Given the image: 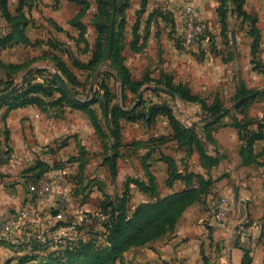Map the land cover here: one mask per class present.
Segmentation results:
<instances>
[{"label":"crops","instance_id":"crops-1","mask_svg":"<svg viewBox=\"0 0 264 264\" xmlns=\"http://www.w3.org/2000/svg\"><path fill=\"white\" fill-rule=\"evenodd\" d=\"M160 37L154 32L148 36L141 35V41H145V45L139 53L145 55V47L151 48L152 43H158L159 47L151 67L145 61L142 63L140 71L145 73L143 77L137 78L131 74L134 80H146L140 88L142 92V87L148 84L163 87L162 84H156V81L168 76L174 83L182 84L205 102L208 100L201 95L202 91L213 84H220L224 93L229 92L235 100L241 89H252V70L264 78V43L254 57L255 63L249 61L242 64L240 69L238 61L234 64L235 70L230 72L228 65L239 58L237 54L230 60L221 61L223 59L220 58V53L217 61V57H213L209 51L201 63L190 51L175 52L165 41L162 46L159 44ZM235 42L233 40L234 47ZM246 60L248 61V55ZM126 66L130 71L129 66ZM258 75L255 76L259 77ZM117 82L120 84L118 77ZM151 87L146 88L152 89ZM255 90H264V81ZM152 94L169 95L162 91ZM146 100V105L161 103ZM79 112L82 118L70 126L71 133H66L64 125H56L53 121L55 117L37 106L18 107L5 116V109L0 110V219L12 214L19 215L22 211L28 214L23 224L18 222L11 239L0 240V264H8L11 258L13 264L16 261L13 256L28 253L29 250L24 249V243L30 237L44 239L46 236L56 238L62 234L76 235L72 226L50 229L56 222L54 215L49 211H42L53 205L52 201L55 197L57 199V195L39 198L41 202L37 204L33 199L37 196L29 191L32 181L30 173L26 171L39 162L52 167V163L64 159H72L77 167L87 166L83 156L89 152L88 156H94V151H90L86 137L94 138L109 153L110 140H103L89 116L83 111ZM48 118L50 121H47ZM232 120L212 131L211 142H205L199 128L195 127L196 133L205 142L208 155L217 159V163L210 167L203 164L192 146L178 144L166 117L158 115L150 124L142 119L120 121L115 178H119L124 189L127 186L133 207L154 200L157 196L163 197L187 187H197V178L188 179L189 174L212 181L207 194L182 212L171 232L144 246L136 247L132 253H126V261L131 264H264V179L261 176L264 164L241 165L239 152L242 141L237 128L231 125ZM157 123L162 126L156 125ZM130 125L142 128L135 127V130L130 131L127 127ZM208 145L211 146L210 149ZM263 145V142H257L255 150L259 151ZM168 148H172V152ZM164 157L172 159L171 169ZM258 160L264 161V156ZM101 164L104 167L107 163L103 159ZM65 172L61 169L50 170L44 176H58ZM78 172L80 174V170ZM172 173L179 176H172ZM89 179L94 183L104 180L100 174H93ZM138 182L144 185L152 182L157 196L145 192ZM222 194L232 195L234 205L226 220L222 224H216L212 219V210L218 196ZM41 258L42 255L25 264H40Z\"/></svg>","mask_w":264,"mask_h":264},{"label":"rangeland","instance_id":"rangeland-1","mask_svg":"<svg viewBox=\"0 0 264 264\" xmlns=\"http://www.w3.org/2000/svg\"><path fill=\"white\" fill-rule=\"evenodd\" d=\"M105 1L110 2L104 5ZM124 1H126V4H124ZM186 3L196 5L205 30L204 35L189 48H183L179 43L181 9ZM104 11L107 13L106 18L102 15ZM120 11H122L125 21L120 39L125 49V62L129 66L131 74L137 78L145 75L144 72L140 71L144 61L148 63V67H151L152 63L155 62V53L159 48L158 43H152L151 48L145 47V55L139 53L142 50V44L145 45V41L140 40L141 35L148 36V34L152 35L154 32L157 36H161L159 44L163 46L166 43L175 52L190 51L198 62L203 61L206 52L209 51L213 57H217V61H219L218 55L220 53V58L223 59L221 61L230 60L237 54L239 58L234 59L232 65H228L230 72L235 70L234 64L238 61L240 69H242V64L245 65L249 61L251 63L249 53L252 39L248 32L254 20L255 26L261 34L258 51L261 49V44L264 43V0H0V94L10 90L16 83H20L14 92L15 94L21 89L27 78L32 83L41 81V74H31L34 70H46L53 76L52 73L57 72L53 58L57 57L68 65L81 82V85L75 86L77 98L87 99V95L95 87V84L102 80L109 85L111 91L116 95L112 103H117L122 107L125 106V108H133L140 100L137 101V94L140 90L136 94L125 90L123 94L120 84L115 79L117 74L109 68V62L98 64L92 70L74 68L70 64L71 59H78L83 63L90 59V52L96 37L94 23L96 21L111 23L116 31ZM164 12L169 14H162ZM77 22L83 26V34L88 42L86 49H84V40L79 35ZM134 25L137 27L135 33L139 38L135 42V46L130 49ZM233 40H236L235 47L232 46L234 44ZM247 55L248 61L246 60ZM27 71L31 75L28 74L22 82V75ZM252 72L253 87L248 89L247 93L253 92L264 81V78L259 76L256 71L252 70ZM256 74L259 77L255 76ZM98 76L99 78H97ZM58 86L60 87L59 83ZM151 86V84H148L142 87L144 88L142 95L145 99L152 102L166 101L185 125L191 126L196 123L198 128L201 127V115L198 105L187 103L176 95L175 97L154 95L147 91L146 87ZM122 95L125 96L124 100H122ZM201 95L206 97L208 104L214 98V100H219L223 107L229 108L227 112L224 111L227 116L221 120L220 125L224 122H230L236 116L237 119L239 116L245 119H257L264 110V92L256 95L239 109L237 107L231 108V105L237 100H233L229 92L224 93V88H221L220 84L206 87ZM59 96L58 92H53L54 99ZM6 108L5 104H0L1 111ZM45 111L48 112V115L55 117L53 121L56 125L62 124L65 126L66 133H71L70 126L76 120L80 121L82 118V114L79 112L81 110L72 108L69 104L49 105ZM249 114L255 116H249ZM47 121H50V119L48 118ZM156 125L162 126L161 123ZM127 127L130 131L135 130V127L142 128L134 125ZM86 138H88L90 151H94V156H88L90 152L83 156L84 160L87 161V166L77 167L72 161L69 162V159L51 164V170L61 169L66 171L65 175L69 176L67 179L70 180V184L64 185L67 189V199L58 197L56 199L55 197L52 201L53 205L51 204L49 208L48 206L43 208L42 212L49 211L52 213V211L58 210L62 214L61 220L69 223L72 227L83 220L89 224L91 219L88 218L87 213H94L92 216L96 217V222L94 220L93 222L95 226L97 225L99 239L102 244L105 239L104 225L107 218H103L105 216L101 211L104 208L106 198H110L111 205L112 203L117 205L124 187L118 177L115 178V176L110 175L108 164L102 167L101 162L108 155L107 149H103L94 138ZM208 148L210 149L211 146L208 145ZM168 149H170V152L173 150L172 148ZM78 170H80V174ZM93 174H100L104 180L94 183L93 178L89 179V176ZM33 199L37 204L41 202L38 197ZM130 200L129 206L133 207ZM78 234H81L83 238L87 237L84 230H80ZM59 236L73 237L67 234L58 235L57 237ZM35 237L38 236H33V238ZM49 237L46 236L47 239ZM135 248L132 247L124 252V264H131L125 260L126 253L134 252ZM45 252L47 251H37L35 254L39 257ZM23 254L33 255L30 252L20 253L13 257L17 259ZM11 259L8 260L9 264H11ZM16 263V261L13 262V264ZM78 264L84 263L79 262Z\"/></svg>","mask_w":264,"mask_h":264},{"label":"trees","instance_id":"trees-1","mask_svg":"<svg viewBox=\"0 0 264 264\" xmlns=\"http://www.w3.org/2000/svg\"><path fill=\"white\" fill-rule=\"evenodd\" d=\"M109 2L105 1L104 5ZM124 4H126V1H124ZM106 14V11L102 12L104 18H106ZM122 14V11H120V19L116 23V31L113 24L96 21L94 23L96 37L90 52V59L86 63L78 59H71L70 64L74 68L92 70L98 64L109 62V68L116 72L120 81L121 92L124 94L125 90H128L136 94L146 80L139 81L132 79L131 73L125 64V49L120 42L125 24ZM162 14L169 13L164 12ZM77 26L79 28V35L85 43L84 49H86L88 42L83 34V26L79 22H77ZM136 28V25H134L130 49L135 46V42L139 38L137 33H135ZM248 35L252 39L250 48L251 63H255L254 57L258 52L261 38L260 31L255 26V20L251 25ZM53 60L56 71L74 92V96L71 97L66 94L58 86L56 79L46 70L37 69L31 74H41V81L32 83L27 78L19 91L0 102V104L7 106L4 116L12 109L28 105H34L45 110L49 105L69 104L72 108L85 112L101 138L103 140H110L109 153L104 158V161L109 166L111 176L116 175V159L120 144V121H137L142 119L147 124H150L158 115L167 118L173 130V138L180 146H192L198 152L200 160L205 166L210 167L217 163L216 158L208 155L205 142L212 141V131L222 126L220 125L221 120L227 114H224L226 108L220 104L219 100H214L208 104L197 95L192 94L182 84L174 83L168 76H164L163 80L156 81V84H162L163 87L173 92L179 99L199 106L201 127L198 130H200V135L205 140L204 142L195 131V127L197 128L196 123L191 126L183 124L178 120L172 107L166 101L146 105L147 100L142 95L133 108H125V106L122 107L117 103H112L116 95L111 91L109 85L102 80L95 84V87L87 95V99L77 98L75 86L81 85V82L62 59L54 57ZM115 79L117 78L115 77ZM147 91L158 93V91L149 88H147ZM53 92H58L60 96L54 99ZM261 92H264V90H254L251 93H247V90L241 89L235 100L243 96L248 97L237 108L239 109L246 105ZM124 98L125 96L122 95V100ZM231 125L237 128L239 139L242 141L239 152L241 165L264 164V161L258 160V158L264 156V145L259 151L255 150L257 142L261 141L264 143V110L262 115L257 119L233 118ZM163 159L168 163L169 169H171L173 167L172 159L168 157H164ZM71 161L72 159H69V162ZM51 169L52 167L49 165L39 162L36 166L27 169L26 172L30 173V180L35 181ZM172 176H179V174L172 173ZM193 177L197 178L199 183L197 187H187L163 197H158L155 194V185L152 182L148 185L138 182V185L145 192L157 197L154 200L139 203L134 207L129 206V193L127 186H125L122 195L119 197L118 204L114 205L112 203L111 205L112 201L109 200L110 198H106L104 208L101 211L104 214L103 216H105L103 218H107V222L104 225V243L101 244L102 241L99 239L97 225H94L93 220L96 222V217L92 216L94 213H87L91 222L87 224L83 220L81 223L74 225L73 227L77 234L73 237L59 236L49 239L30 237L24 243V249H28V253L32 252L33 255H21L16 259V264H25L36 259L38 257L35 254L37 251H47L42 255L40 264H78L79 262H83L84 264H124L123 254L126 250L132 247L144 246L148 242L171 232L182 212L190 204L199 201L203 195L207 194L212 181L210 179L205 180L199 175H187L188 179ZM132 182L136 183L135 181ZM52 214L56 215L57 210L52 211ZM66 226H70V224L63 220H58L50 229L55 230ZM80 230H84L87 233L86 238L78 234ZM7 263L9 264V261Z\"/></svg>","mask_w":264,"mask_h":264},{"label":"built area","instance_id":"built-area-1","mask_svg":"<svg viewBox=\"0 0 264 264\" xmlns=\"http://www.w3.org/2000/svg\"><path fill=\"white\" fill-rule=\"evenodd\" d=\"M179 31V43L183 48L191 47L197 40L204 35V25L201 21L197 7L194 3H186L181 9V26ZM66 174V173H65ZM60 174L58 176H41L39 179L32 181L29 185V191L38 198H44L56 194L58 198L67 199V189L61 185H69V176ZM264 179V173L261 174ZM234 205L232 195H219L212 210V219L216 224H222ZM58 211V210H57ZM28 217L27 212L22 211L19 215L12 214L0 219V240L11 239L15 227L23 224ZM60 211L54 215L56 221L61 220Z\"/></svg>","mask_w":264,"mask_h":264},{"label":"water","instance_id":"water-1","mask_svg":"<svg viewBox=\"0 0 264 264\" xmlns=\"http://www.w3.org/2000/svg\"><path fill=\"white\" fill-rule=\"evenodd\" d=\"M29 74V71L25 72L23 75H22V79L21 81L23 82L24 79L26 78V76ZM53 77L57 80V82L59 83L60 87L70 96H73V92L71 91V89L67 86L66 82L64 81V79L57 73V72H53L52 73ZM20 85V83H16L14 85V87H12L10 90H8L7 92L5 93H2L0 94V101L10 97L12 94H14V92L16 91V88ZM152 89L154 90H157V91H162V92H165L169 95H171L172 97H175L174 93L169 91L168 89L166 88H163V87H160V86H152L151 87ZM142 95V90L139 91V93L137 94V101L140 99ZM247 97H241L239 98L237 101H235L232 105H231V108H236L238 107ZM229 110L226 109L225 112H227Z\"/></svg>","mask_w":264,"mask_h":264}]
</instances>
